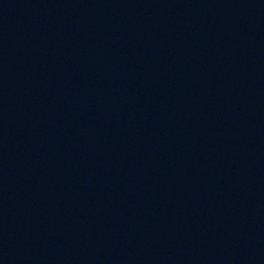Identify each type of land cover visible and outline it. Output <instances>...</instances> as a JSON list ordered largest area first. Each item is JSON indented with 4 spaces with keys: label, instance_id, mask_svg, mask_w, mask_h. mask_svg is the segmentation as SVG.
Segmentation results:
<instances>
[{
    "label": "water",
    "instance_id": "water-1",
    "mask_svg": "<svg viewBox=\"0 0 264 264\" xmlns=\"http://www.w3.org/2000/svg\"><path fill=\"white\" fill-rule=\"evenodd\" d=\"M0 264H264V0H0Z\"/></svg>",
    "mask_w": 264,
    "mask_h": 264
}]
</instances>
